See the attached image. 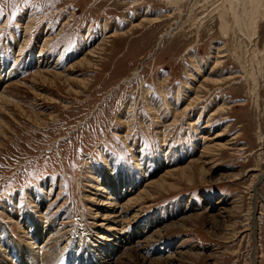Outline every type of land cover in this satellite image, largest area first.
<instances>
[{
    "label": "rangeland",
    "instance_id": "rangeland-1",
    "mask_svg": "<svg viewBox=\"0 0 264 264\" xmlns=\"http://www.w3.org/2000/svg\"><path fill=\"white\" fill-rule=\"evenodd\" d=\"M253 1L0 0V264H264Z\"/></svg>",
    "mask_w": 264,
    "mask_h": 264
},
{
    "label": "bare ground",
    "instance_id": "bare-ground-1",
    "mask_svg": "<svg viewBox=\"0 0 264 264\" xmlns=\"http://www.w3.org/2000/svg\"><path fill=\"white\" fill-rule=\"evenodd\" d=\"M262 1L263 0H254L253 1V4H254V9H255V11L257 10V8L259 9V7L261 6V4H262ZM245 9V8H244ZM247 9V8H246ZM248 10V9H247ZM246 10V11H247ZM254 11V12H255ZM258 11V10H257ZM247 13V12H246ZM249 16V15H248ZM244 17V16H243ZM247 17V16H246ZM248 20V19H247ZM245 21V20H244ZM242 22V21H241ZM251 23V22H250ZM246 27V26H245ZM9 81V80H8ZM2 95H3V93H2ZM4 96V95H3ZM131 185V184H130ZM132 185H133V183H132ZM129 187V186H128ZM115 206V205H114ZM51 235V234H50ZM49 235V236H50ZM53 235V234H52ZM51 235V236H52ZM44 241V240H43ZM46 243H47V240H45L44 241V245L42 246V244H37L35 241L34 242H30V244H31V246H33V249H36L38 252L40 251L39 249H42V248H44L45 246H46ZM16 246H18L17 248L18 249H20L21 250V254H22V256H21V258L20 259H23V260H25V262L23 261V262H20L19 261V263H17V264H31L32 262H34V256H33V254H34V252L31 254V252L29 253L28 252V250H26V248L24 247V245H23V242H17V243H15L14 245H12V246H10L9 247V249L7 248L6 250H9V252H10V254L11 253H13L14 252V249H16ZM116 246V245H115ZM13 247V248H12ZM0 248H2V247H0ZM12 248V249H11ZM5 250V251H6ZM4 251V250H3ZM13 251V252H12ZM8 252V251H7ZM35 253H37L36 251H35ZM39 254V253H38ZM48 256H50V255H48ZM106 256V255H105ZM51 257V256H50ZM50 257H43L42 259H43V264H51L52 263V261L50 260ZM9 258V257H8ZM47 258V259H46ZM41 259V260H42ZM51 259H52V257H51Z\"/></svg>",
    "mask_w": 264,
    "mask_h": 264
}]
</instances>
